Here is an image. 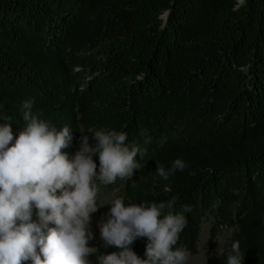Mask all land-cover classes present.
Here are the masks:
<instances>
[{
    "label": "trees",
    "instance_id": "1",
    "mask_svg": "<svg viewBox=\"0 0 264 264\" xmlns=\"http://www.w3.org/2000/svg\"><path fill=\"white\" fill-rule=\"evenodd\" d=\"M30 97L40 118L71 127L70 157L101 129L147 148L133 179L112 185L126 205H191L178 246L197 252L211 212L209 242L236 227L215 264L233 240L243 264H264V0H0V104L14 140ZM176 158L188 167L159 178L157 163ZM146 244L131 247L146 258Z\"/></svg>",
    "mask_w": 264,
    "mask_h": 264
},
{
    "label": "clouds",
    "instance_id": "2",
    "mask_svg": "<svg viewBox=\"0 0 264 264\" xmlns=\"http://www.w3.org/2000/svg\"><path fill=\"white\" fill-rule=\"evenodd\" d=\"M34 104V97L23 101L25 126L15 140L12 117L3 115L0 104V264H90L97 252L89 242L95 239L91 221L101 207L100 185L132 180L143 167L136 157L143 159L147 148L127 143L125 131L101 129L92 133L94 144L82 133L79 150L70 157L63 150L71 146V127L58 129L40 118ZM141 135L145 145L151 143L147 129ZM187 167L176 158L168 168L157 163L156 175L168 180ZM178 200V195L127 205L123 197L112 200L97 226L103 247L117 251L98 255L99 264H189L191 252L178 241L192 206L176 212ZM138 238H147L146 258L132 250ZM244 257L239 240H233L226 264H243Z\"/></svg>",
    "mask_w": 264,
    "mask_h": 264
},
{
    "label": "rangeland",
    "instance_id": "3",
    "mask_svg": "<svg viewBox=\"0 0 264 264\" xmlns=\"http://www.w3.org/2000/svg\"><path fill=\"white\" fill-rule=\"evenodd\" d=\"M238 1L242 2L243 0ZM83 135H87L90 137L91 133L85 132L83 133ZM120 189V184L110 185L107 187L100 186L98 203L101 205V207H99L96 213L92 214L91 228L94 233L95 239L89 242L90 247L96 248L97 242L102 241L100 239L99 227L97 226L98 222L106 217V214L108 213V210L111 206L110 203L116 198L117 194L120 192ZM35 212L36 210H33V220L37 219ZM213 223V214L211 212H206L200 223V232L197 241V252L195 254H191L189 264H215L216 258L220 256L225 245L231 238L232 233L236 230V227L234 226L220 227V231L217 236H215L211 240V242H209V231ZM97 256L98 254L94 253L89 257L90 264H99Z\"/></svg>",
    "mask_w": 264,
    "mask_h": 264
},
{
    "label": "water",
    "instance_id": "4",
    "mask_svg": "<svg viewBox=\"0 0 264 264\" xmlns=\"http://www.w3.org/2000/svg\"><path fill=\"white\" fill-rule=\"evenodd\" d=\"M239 2H240V1H239ZM166 13H167V12H166ZM166 13H165V14H166ZM165 14H164V15H165Z\"/></svg>",
    "mask_w": 264,
    "mask_h": 264
}]
</instances>
